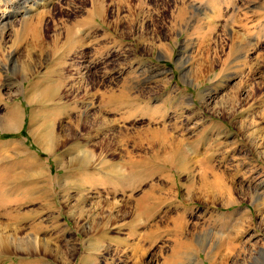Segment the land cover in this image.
Here are the masks:
<instances>
[{"label": "rangeland", "instance_id": "1", "mask_svg": "<svg viewBox=\"0 0 264 264\" xmlns=\"http://www.w3.org/2000/svg\"><path fill=\"white\" fill-rule=\"evenodd\" d=\"M35 2L0 0V264H264V0Z\"/></svg>", "mask_w": 264, "mask_h": 264}, {"label": "bare ground", "instance_id": "2", "mask_svg": "<svg viewBox=\"0 0 264 264\" xmlns=\"http://www.w3.org/2000/svg\"><path fill=\"white\" fill-rule=\"evenodd\" d=\"M39 0H36V4H37V2H38ZM45 4H47L48 2H50V0H42ZM26 10H29V9H26ZM18 13H22L21 11H18ZM15 15H17V13L15 14ZM14 15V16H15ZM14 16H12V17H14ZM10 20V19H9ZM7 243H6V240L5 239H2V238H0V245L2 246V248H4V245H6ZM2 251H8L7 249H3Z\"/></svg>", "mask_w": 264, "mask_h": 264}]
</instances>
